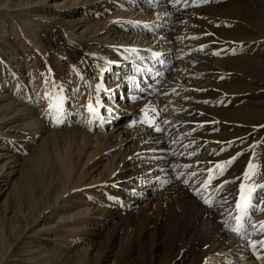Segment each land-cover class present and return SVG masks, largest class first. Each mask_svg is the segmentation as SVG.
<instances>
[{"label":"rangeland","instance_id":"374dc122","mask_svg":"<svg viewBox=\"0 0 264 264\" xmlns=\"http://www.w3.org/2000/svg\"><path fill=\"white\" fill-rule=\"evenodd\" d=\"M140 1L0 0V264H201L236 222L229 246L264 254V0H176L171 13L167 0ZM134 11L136 25L158 22L139 32L157 34L160 63L141 57L162 79L119 109L116 139L84 138L70 120L95 117L82 109L77 64L84 52L124 61L108 41L131 38L123 18ZM57 101L60 112L49 107ZM165 150L164 163L181 168L167 176L160 158L149 162ZM153 177L170 180L153 184L148 209Z\"/></svg>","mask_w":264,"mask_h":264},{"label":"bare ground","instance_id":"6f19581e","mask_svg":"<svg viewBox=\"0 0 264 264\" xmlns=\"http://www.w3.org/2000/svg\"><path fill=\"white\" fill-rule=\"evenodd\" d=\"M130 1H132V2H129L130 5L133 6L134 4H136V2L138 0H130ZM140 2H141V3H139L140 7L142 4L145 6V4L142 0ZM153 2H156V1H153ZM166 3L165 4L168 6V8H169L168 11L170 13L175 11L176 10L175 8L178 7V2L176 0H174V1L173 0L172 1L167 0ZM163 5H164V3H163ZM140 9H142V8H140ZM144 10L145 9H142V12H144L143 14H145ZM135 11L132 14H128L125 18H123L127 22V23H125L126 28H124V31H128L131 38L128 41H126V40H124V41L121 40L120 42H112V40L108 41V42H111L109 44L113 48L114 51L116 48H121L122 50H124L127 53V56L123 57L125 59L124 61L118 60L115 56H113L115 58L110 59L109 53L84 52V55L89 56V57L82 56V58H84V61H85L84 64L85 65L80 66V65H78L79 62L77 64V66H79L81 68L79 70L83 74V78H81V79H83L84 83L87 85V86H85V88H86L85 90L88 89L86 91L87 96L86 97L84 95L81 96L83 98V100L86 102V105L84 106L85 108L83 107L82 109H85V111L88 110V116L91 115V117L92 116L95 117V119L92 122L88 121V119L83 121V120H81V118H79L80 116L79 117L77 116L78 118L76 119L75 118L76 115H74L73 119L70 120V121H76L77 123L82 124V127L84 128V130L86 132V133H84V138L85 137L88 139L92 138V139H95L96 142L102 141V143L110 142L109 140H111V139L112 140L116 139L118 137V135L120 134L119 128L126 123L125 118H123L125 116L121 111H119V109H121L122 111L132 110L131 102H132L134 96L137 95V97H138L141 95V93L146 92V89L144 88V86L142 84H146V83H148V81H152V83L156 82L162 77L161 76L162 70H160V69L158 70V68H156L155 72L154 71L152 72V70L147 68L146 64L144 63V60H147V59L142 60V57H141V56H143V53L144 54L147 53L146 55H149L152 60L158 59V63H160V60L162 59L161 58L162 53H160L161 48L159 49L156 47V43L159 40V39L158 40L156 39L157 34L151 36V35H146L145 33L139 32V31H141V32L146 31L149 33L150 32L154 33L155 31H152V30L153 29L155 30V27H157L158 22H154L155 19H153V18L155 15L153 14L152 19L149 18L150 19L149 21L147 20V22H146L143 20L140 23L138 22V25H136L137 24L136 20L141 21L143 18L138 16L139 13L137 15ZM124 20H121V21H124ZM141 25H143L144 27H142ZM133 26L139 27L138 32L134 33L133 31H131V29L130 30L128 29V28H132ZM63 34L65 35V37L67 39H72L76 43L77 42L78 43H86V44L92 43V41H91L92 37L91 36H90L91 37L90 38V37H84L81 35H74L73 33H71L70 31H67V30H65V31L63 30ZM100 40H102V39H100ZM112 43H114V44H112ZM71 53H73V52H71ZM136 56H138V58H136ZM137 61L139 63L140 62L141 63L138 64ZM147 62H148V60H147ZM112 66H114V71H112ZM124 69H126L128 74L123 73V72H125V71H123ZM178 69H179V73L184 72L182 66H180ZM110 70H111V73L113 75V79H112L113 81L112 82L109 81L108 75H107ZM192 73L193 72L187 73V77L192 78V77L196 76V74L193 75L194 73L193 74ZM140 80H141V82H140ZM161 85L162 84H160V89H161ZM181 85L184 86L183 84H181ZM126 87H127V89L124 93L122 90ZM157 87H159V86H157ZM154 89H156V88H154ZM148 92H151V91H148ZM55 96L56 95H53V93H52V94L46 95V99L50 101V99H53ZM49 97H50V99H49ZM78 98H79V96H78ZM49 101H47V102H49ZM52 102H53V100H52ZM90 103H91L94 111H89L88 105ZM102 106L105 108V111H106L104 115H101L102 113L101 114L98 113L99 110L102 108ZM123 108H125V110ZM50 111H51L50 108H49V110L47 109L46 114H48V112L50 113ZM76 113H78V112H76ZM69 115H70V113L67 115L66 118H69ZM131 115H132V113H131ZM45 118H46V116H45ZM63 122H64V120H63ZM60 123L61 122H55V125H58ZM167 150L163 151L162 153H158V154L154 155L153 160H149L150 163H153L156 159L160 158L159 162L163 164L161 166V170H163V173L165 172L164 176L172 174L171 170L172 171L177 170L176 172L181 170V168L178 166H175V164L170 165V163L169 164L164 163L165 158H168V157H170L171 154H173ZM174 151L175 150H173V152ZM149 156H152V155H149ZM155 165H156V163H155ZM176 172L174 175H177ZM168 180H170V178L169 179H165V178L158 179L157 177H153V180L148 183L149 186H148L147 192L145 194H143V195H146L144 197V200H145L144 204L145 205H149L152 201V199H151L152 191L155 188L153 186V184L158 183V185H157V188H158L163 183H167ZM154 185H156V184H154ZM142 193H144V192H142ZM148 193H149V195H147ZM158 194L159 193L157 192L156 195H158ZM161 194H159V195L161 196ZM246 195H248V194H246ZM244 196H245V193H244ZM154 197H155V195H154ZM157 199H159V198H157ZM247 199H248V196H247ZM140 204H143V203H139L137 205V209L139 208ZM145 205H143V206H145ZM150 206L151 205L148 206V209L150 208ZM129 207H130V209L135 208L134 206H132V204ZM235 207H236V205H235ZM140 208H141V206H140ZM246 209H247V211L249 210L248 208H246ZM234 210H236V209H234ZM238 210L239 211H237V212L239 213L238 214L239 216H240V214L244 213V212H242L243 210L240 211L239 208H238ZM233 215H234V213H233ZM239 216H238L239 219L237 221L240 222ZM228 217H229L228 215H221L220 219H221L222 223H224V224L227 223L230 219ZM237 223L238 222H236V224H235V222L233 223V224H235L234 229H233L234 233L231 236L229 235L230 236L229 240H227L228 243L223 244L225 242L221 243V241H220V242H218V248L213 249L210 247L211 249L208 251L210 253H208L207 257H205V260H203L201 264H264V254L263 255L262 254L261 255L252 254V253H255V249H249L246 251H242V250L238 249L237 246H232V247L229 246L230 243L234 244L236 242L235 241L236 240L235 235L242 232V227L240 225H238ZM223 228H225V227H223ZM259 231H260V227L258 228V230H256V232H259ZM243 234H244V232H243ZM215 242H213L211 244H214ZM263 245L264 244H262V246H260V248H262ZM213 246H215V244ZM262 252L263 251H260L259 253H262ZM254 256L258 257V259H256V260L253 259ZM199 262H201V261H198V263Z\"/></svg>","mask_w":264,"mask_h":264},{"label":"snow or ice","instance_id":"6c2138e0","mask_svg":"<svg viewBox=\"0 0 264 264\" xmlns=\"http://www.w3.org/2000/svg\"><path fill=\"white\" fill-rule=\"evenodd\" d=\"M49 107H50V108H56V110H57L58 112L62 111V108H61V105H60V102H59V101H57V102H55V103H53V104H50ZM88 109H89V111H94V109H93L91 103L88 105ZM262 127H264V126H262ZM158 130H159V129H158ZM225 163H226V164H227V163H230V161L225 162ZM251 167H252V165L249 164V168H251ZM241 187L243 188V185H241ZM241 201H242V203H238V204H237V207L242 209L243 207H246V206H247L248 201L245 199V197H244L243 195L241 196ZM206 202H207V201H206ZM237 219H239V218H237ZM261 243L264 244V241H262Z\"/></svg>","mask_w":264,"mask_h":264}]
</instances>
